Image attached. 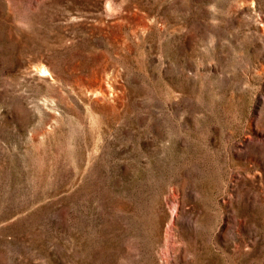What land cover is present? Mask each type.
<instances>
[{
    "label": "rangeland",
    "instance_id": "1",
    "mask_svg": "<svg viewBox=\"0 0 264 264\" xmlns=\"http://www.w3.org/2000/svg\"><path fill=\"white\" fill-rule=\"evenodd\" d=\"M0 264H264V0H0Z\"/></svg>",
    "mask_w": 264,
    "mask_h": 264
},
{
    "label": "bare ground",
    "instance_id": "2",
    "mask_svg": "<svg viewBox=\"0 0 264 264\" xmlns=\"http://www.w3.org/2000/svg\"><path fill=\"white\" fill-rule=\"evenodd\" d=\"M43 71H45V70H43Z\"/></svg>",
    "mask_w": 264,
    "mask_h": 264
}]
</instances>
